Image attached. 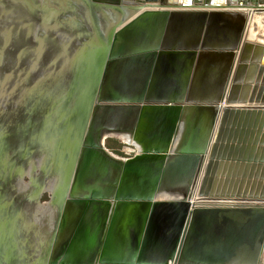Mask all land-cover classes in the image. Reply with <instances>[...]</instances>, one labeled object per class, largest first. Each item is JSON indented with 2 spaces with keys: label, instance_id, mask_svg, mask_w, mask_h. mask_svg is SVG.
<instances>
[{
  "label": "water",
  "instance_id": "1",
  "mask_svg": "<svg viewBox=\"0 0 264 264\" xmlns=\"http://www.w3.org/2000/svg\"><path fill=\"white\" fill-rule=\"evenodd\" d=\"M123 1L75 0L69 8L74 32L56 35L72 45L64 83L50 85V97L28 105L38 103L39 113L24 118L30 128L44 126L38 136L17 127L28 106L16 98L11 108L2 92L0 159L12 137L25 148L21 157L36 151L31 165L20 161L0 176V264H30L29 248L37 251L33 264H264V96L256 87L264 46L243 43L249 17L223 10L236 2L260 11L264 0H133L131 17L105 26L102 10ZM16 2L0 0L1 16ZM35 73L48 76L49 68L37 64ZM7 74L1 66L6 90ZM79 75L86 84L61 111L52 99L72 102L68 85ZM254 98L257 106H247ZM102 132L129 134L135 143L122 149L134 155L109 151ZM45 144L52 156L39 163ZM197 175L196 197L237 204L193 205ZM22 221V252L11 253V226ZM30 229L47 233L38 247Z\"/></svg>",
  "mask_w": 264,
  "mask_h": 264
},
{
  "label": "bare ground",
  "instance_id": "2",
  "mask_svg": "<svg viewBox=\"0 0 264 264\" xmlns=\"http://www.w3.org/2000/svg\"><path fill=\"white\" fill-rule=\"evenodd\" d=\"M21 1L22 0H18V2L14 4L13 10L10 12V18L12 20L10 22L11 24L8 23V25H6V22H4L3 20L2 22L0 21V24H4L3 27L0 26V67L2 66L6 68L7 66V71H8L7 75H9V77L11 78L10 80L11 84H9L8 89L5 90V98L9 102L11 108L13 107V103L14 101H16V98L18 99L19 95L21 94L22 89L26 90V88H24L25 80H28L30 85H35L41 78L40 74L35 73V65L39 64L41 67L45 66L46 68H49V73L47 74L49 78L51 76H54L55 78L58 79L57 76L59 74L63 75V73L61 72L63 69L66 68V66L62 65L60 69H59V66H57L59 71H56L54 70L56 69L54 65L49 66V67L47 66L46 61L43 57L45 51L48 49V39L49 38L54 39V42H51L57 48L55 50L54 55L57 54V57L59 55H62V59L64 60H67L66 58L68 57L64 55V53H67L68 50L72 46L69 42H66L64 46H61L62 44L61 41L59 40L57 41L56 35H58L59 32H63V31L66 33V30L68 28L66 29L67 26L61 27V26L54 24L53 19L55 17L56 11H59L60 8H62L63 11L66 8H70L68 7V3L69 1L72 2L74 0H24L26 2H21ZM29 1L32 5L31 4L29 5L28 3ZM232 5L234 6V3H232ZM55 6H59V8ZM135 6H137V4L134 3L133 0L131 1L124 0L123 5L119 7L106 6L109 12V13L107 12L109 16L107 17V20H105V26L113 27L115 23L123 22L129 17H131L130 15L133 14L134 10H136ZM56 8L59 10H57ZM228 10H230V8ZM235 10L236 9H234V11ZM43 16L46 18L44 19V21H43ZM263 17L264 15L260 19H258L259 24L261 25L260 29L262 30V32H264V22L262 21ZM231 18H236V17H231ZM250 22L252 21H248V24H246V28H244L245 36L243 38V43L245 44L246 42L253 41V43L258 44L260 42H256L257 39L254 36L255 32L258 30V27L257 26L255 27V25ZM1 30H3L4 33L1 32ZM35 30L36 31L38 30V31L36 32ZM263 40L262 42H264ZM36 45L41 46L40 47L41 49L37 48ZM41 52H42V55H40ZM263 75H264V69L261 70L258 76V78H260L261 76L262 79L261 78H260L261 80L257 79L256 87L259 86L258 82L260 83L261 81H263ZM18 86L20 87V90L18 89ZM16 91L17 93H15ZM46 94H47V91H46ZM254 97L256 98V92H254ZM255 98L251 101L252 103L255 102ZM235 106H246V104L245 105H235ZM247 106H249V104ZM39 107L40 105L38 103H34L32 104L31 107L28 106L23 111L21 110L20 122L17 125L20 131H23V126L26 124L24 123V118H28V117L33 118L34 116H36L39 113ZM21 118H23V121L21 120ZM243 119L241 120L240 117L237 118L236 124L238 121L242 122L243 124L244 122ZM30 123H28V125H25V126H28L30 128ZM36 124H37L36 127L38 128L36 127L30 128V134L32 138L33 136L35 138L36 136H38L39 132L44 130L43 125L39 127L38 123ZM184 129H185V118L183 119V122L181 125V131L184 132ZM107 135L108 134L106 132H102L101 138L102 137L105 138ZM119 136L125 142L127 143L129 142V144L135 143L132 140L131 136L127 133H122L121 135L119 134ZM247 143H248L247 136L244 135L243 138L241 139V143H240L241 147L245 148ZM244 153H246V151ZM199 177L200 176L197 175L194 182L190 185L191 190H190L189 199L192 200L193 205L195 204L197 206H216V205L237 204V201H233L231 199L214 200L209 197L208 198L196 197ZM184 197L186 198V196ZM49 206L52 207V205H49ZM38 208H41V207H38ZM24 225H25V222L22 221V224L21 225L19 224V226L16 228H14L13 225L11 226L10 236H12V238L14 239L16 238V242L12 243L13 250H11L10 247L8 246V250H10L11 253L19 254L22 252L23 243H24L23 236H22L24 233H23L22 227H24ZM29 231H31V233L33 234L32 239L34 241L35 247H38L40 240L43 239L47 233L43 230L42 232H39L38 230H36L39 232L36 235L35 230L30 229ZM262 262L264 263V255L262 257Z\"/></svg>",
  "mask_w": 264,
  "mask_h": 264
},
{
  "label": "rangeland",
  "instance_id": "3",
  "mask_svg": "<svg viewBox=\"0 0 264 264\" xmlns=\"http://www.w3.org/2000/svg\"><path fill=\"white\" fill-rule=\"evenodd\" d=\"M74 1H72V2L69 1L68 7H71V5H73L75 3ZM28 3H29V5L31 4L30 1ZM14 4L12 6V9L10 8V9L4 10L3 17L1 16V12H0V17L2 18V20L4 22H6V25H8V23H10L12 21L11 18H10V12L13 10ZM235 5H236V7H235ZM237 6L238 5L236 3H234V6L232 5V8L230 10H228L229 8H227V7L226 8L224 7V10L234 11V9H236L235 11L242 12L243 15L246 18L249 17V20L248 21H252L250 23H253L255 25V27L256 26L258 27V30L256 32L254 31L255 32L254 36L257 39L256 42H260L263 45L264 42H262V40L264 39V32H262V30L260 29L261 25L259 24L258 19H260L264 15V10L254 11L255 9H252L251 5L246 6L244 8H240L239 7L240 9ZM55 7H57V6H55ZM84 8L85 7L83 6L82 9L84 10ZM107 12H108V9H107V7H105V9L102 10V15L104 17V22H105V20H107V17L109 16L108 15L109 12L108 13ZM89 13L92 14L90 11H88V13L87 12L85 13V17H86L87 20L89 18ZM69 15H68V17H66L65 14H62L61 15V12H59V13H56L55 14V17L53 19L54 20V22H53L54 24H56L58 26H61V27H66L67 26L66 27V29L68 28L66 30V33L67 34H71V33L74 32V27H72V25H73L72 24V20H71V18H70ZM44 19H46V18L43 16V21H44ZM248 21H247V24H248ZM262 21L264 22V17H263V20ZM91 31H94L95 32V30H91ZM77 33L80 34L81 32H77ZM51 42H54V39L49 38L48 39V49L45 51L43 57H44V59H45L46 64H47L48 67L49 66H53L54 65V62H56L57 66H59V69H60L61 66L63 65L62 64V61H64V59H62V55H59L58 57L56 56V58H55L54 53H55V50L57 48ZM251 42H253V41H251ZM260 43H258V44H260ZM36 47L37 48H40L41 46L36 45ZM40 55H42V52H41ZM55 59H58L59 61H56ZM57 77H58V79H55L54 76H51L50 78H49V76H41V78L37 82L38 84H35V85H30L29 84L28 87L25 86L26 90L25 89H22V92H21V94L19 95V97L17 99L18 105L21 106V109L24 106L25 107L28 106L32 102H40V101L43 102V101H45L47 99V97H50L49 95H51L52 92L46 94V91L49 92V88H50L51 83H53L52 84L53 89L54 88L57 89L58 86H62L63 83H64L63 78H61V77H63V75L59 74ZM260 78L262 79L261 76H260ZM260 78H258V79L261 80ZM53 79H55V81ZM85 84H86L85 83V79L83 80V78L80 75L76 79L73 78L72 81L68 85L69 86L68 88H71L74 92H76V93L73 92V96H72L73 99L71 98L73 101L72 102L71 101H67L64 98L65 97V94H61V96L57 97L56 99H54V100L52 99V102L53 103L57 102L56 104H54V106H56L61 101L60 105L58 104V107H61L60 110L61 111H70L71 110L70 108H72L73 105H74L75 97L81 93V91L83 90ZM6 86H7V84L4 81H1L0 80V107L3 105V102H4V101H2L3 100L2 92H4V90H6L5 89ZM18 89L20 90V87L19 86H18ZM258 89L259 90H258L257 94H259V92L261 91V98H263V96H264V82L263 81H261L259 83ZM50 90H52V88H50ZM249 106H257V104L251 103ZM58 110H59V108H57L54 111L53 114H55ZM108 137L117 138V139H119L121 141V138L119 137V134H110L106 138H108ZM14 138L15 137H12L10 139L12 147L10 145L8 147V150H7V153H8V156L9 157L8 158H4L5 157L4 156V157H2L0 159V176H2V175H8V174H10V175L14 174L13 172H15L17 170V168L19 167V164L18 163L20 161H21V165L23 167H25L26 165H31L33 163V161H34L33 156H34V152L36 151V149H34V150L31 149V153H29V149H28L27 150V154H28L27 156L28 157L27 158H26V156L25 157H21L19 155L20 154L19 151H22V149H25V148H22V146L19 145L18 142L16 141V139H14ZM55 139H57V140L58 139L59 140H61V139L64 140L65 139V136L58 135V136H56ZM45 147H46V144L45 145H42V146H40L38 148L39 151H42L43 152V155H42L41 159H39V163L45 162L46 160H48V158H50L49 156H52V155H50V153H49L50 151L49 150H47L48 152L46 150H44V149H46ZM53 155L54 156L52 157V159L55 160V161H58L60 159V156H62L63 154L61 152L56 151V152L53 153ZM19 158H21V159H19ZM37 165H39V164L37 163ZM34 172L35 173H38V169H35ZM28 174H29V172L27 171L22 176V179H23L24 183H26V185H25L26 186V189H28V187H30L29 184L31 183L30 182V177H29ZM259 180H260V178L257 179V182ZM47 200H48V194L47 193H43L42 196H41V198H40L41 203L42 202H45ZM256 204H258V203H256ZM46 240H47V238L43 241V243H42L43 246H46L45 245L46 242H47ZM36 252H37L36 250L34 251L32 248H29L28 252L26 251V253L24 254L25 260L29 261L30 264H33V261L36 258Z\"/></svg>",
  "mask_w": 264,
  "mask_h": 264
},
{
  "label": "trees",
  "instance_id": "4",
  "mask_svg": "<svg viewBox=\"0 0 264 264\" xmlns=\"http://www.w3.org/2000/svg\"><path fill=\"white\" fill-rule=\"evenodd\" d=\"M104 144L105 147L115 155L125 156V153L122 151L123 143L119 139L108 137L105 139Z\"/></svg>",
  "mask_w": 264,
  "mask_h": 264
},
{
  "label": "flooded vegetation",
  "instance_id": "5",
  "mask_svg": "<svg viewBox=\"0 0 264 264\" xmlns=\"http://www.w3.org/2000/svg\"><path fill=\"white\" fill-rule=\"evenodd\" d=\"M57 9V8H56ZM59 10V9H58ZM66 10V11H65ZM64 11L62 10V8H60V10L59 11H56L55 13H59V12H61V14H65V16L66 17H68V13H70V10H69V8H66ZM123 152L125 153V155H128V156H125V157H131V156H133L134 155V153H131L130 151H124L123 150ZM121 157V156H120ZM124 158V157H123Z\"/></svg>",
  "mask_w": 264,
  "mask_h": 264
},
{
  "label": "built area",
  "instance_id": "6",
  "mask_svg": "<svg viewBox=\"0 0 264 264\" xmlns=\"http://www.w3.org/2000/svg\"><path fill=\"white\" fill-rule=\"evenodd\" d=\"M121 142L123 143V145L126 144L125 141L122 140V139H121ZM122 151H123V149H122ZM124 151H128V150H124ZM129 151H130V150H129ZM130 152H131V151H130ZM131 153H135V152H131ZM125 156H128V155H125ZM125 156H121V157L128 158V157H125ZM171 264H172V263H171Z\"/></svg>",
  "mask_w": 264,
  "mask_h": 264
}]
</instances>
